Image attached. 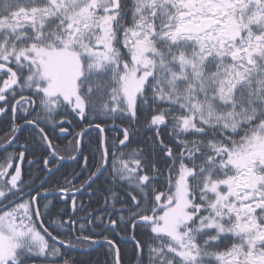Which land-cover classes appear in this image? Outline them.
Segmentation results:
<instances>
[{
    "label": "snow or ice",
    "instance_id": "obj_1",
    "mask_svg": "<svg viewBox=\"0 0 264 264\" xmlns=\"http://www.w3.org/2000/svg\"><path fill=\"white\" fill-rule=\"evenodd\" d=\"M96 245L264 264V0H0V264Z\"/></svg>",
    "mask_w": 264,
    "mask_h": 264
},
{
    "label": "trees",
    "instance_id": "obj_2",
    "mask_svg": "<svg viewBox=\"0 0 264 264\" xmlns=\"http://www.w3.org/2000/svg\"><path fill=\"white\" fill-rule=\"evenodd\" d=\"M85 203L88 202V197L83 198ZM107 247L104 245H96L95 247L87 250H75L72 255L78 258L82 264H108L111 256L107 254Z\"/></svg>",
    "mask_w": 264,
    "mask_h": 264
}]
</instances>
